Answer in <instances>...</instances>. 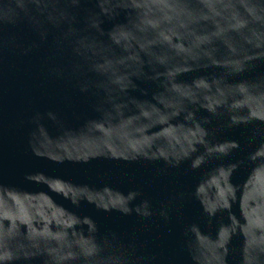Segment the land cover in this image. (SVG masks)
I'll list each match as a JSON object with an SVG mask.
<instances>
[{
	"label": "water",
	"instance_id": "obj_1",
	"mask_svg": "<svg viewBox=\"0 0 264 264\" xmlns=\"http://www.w3.org/2000/svg\"><path fill=\"white\" fill-rule=\"evenodd\" d=\"M0 264H264V0H0Z\"/></svg>",
	"mask_w": 264,
	"mask_h": 264
}]
</instances>
